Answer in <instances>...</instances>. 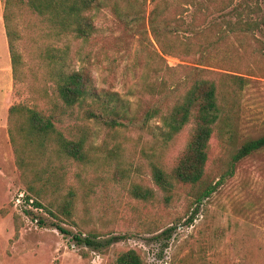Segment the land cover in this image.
Returning <instances> with one entry per match:
<instances>
[{"label": "rangeland", "instance_id": "1", "mask_svg": "<svg viewBox=\"0 0 264 264\" xmlns=\"http://www.w3.org/2000/svg\"><path fill=\"white\" fill-rule=\"evenodd\" d=\"M232 3L243 12L245 5L248 9L258 7L249 13L251 19L264 15V0ZM149 7L146 1L144 16ZM14 11L13 20L21 34L17 48L24 63L23 81L16 83L18 94L12 88L0 0V264H114L116 256L128 249L139 255L141 264H264V148L235 162L231 175L199 203L192 202L188 187L180 184L175 186L172 198L164 200L163 192L151 179L149 163L156 160L169 170L183 147L188 126L157 150L153 139L159 137L130 126L109 129L92 119H81V112L72 109L61 114L62 122L55 125L67 138H84L88 163L58 158L47 172L34 177L44 167L43 156L38 161L32 148L36 145L17 139L14 123L12 131L20 143L13 153L7 133V108L19 102L43 115L59 113L54 83L47 78L44 59L37 54L47 44L60 47L62 41L34 26L26 27L28 23L37 25L33 14L17 8ZM90 15L95 32L85 43H69L70 65L76 69L87 64L78 60L81 48L91 57L98 53L96 61L90 58L93 84L123 95L127 83L120 73L130 59L110 62V58L116 55L114 47L119 54L125 49L132 54L137 38L123 33L108 8L93 10ZM220 47L231 62L209 68L242 76L245 81L236 95L232 139L223 141L215 131L209 139V176L241 142L264 135V30L240 41L229 38ZM164 60L175 68L172 74L176 79L186 71L179 66L193 65L189 58L178 56L164 55ZM113 65L116 71L112 78L109 67ZM149 124L156 131L153 126L159 123L152 118ZM48 172L59 179L57 189L46 183ZM134 186L149 189L152 195L136 197L132 194ZM69 188L75 194L68 217L52 207L49 209L59 218L44 208L33 210L32 217L26 216L13 203L14 194L23 191L42 205L58 208ZM56 226L67 232H60ZM73 234H92L93 243L76 244Z\"/></svg>", "mask_w": 264, "mask_h": 264}, {"label": "trees", "instance_id": "2", "mask_svg": "<svg viewBox=\"0 0 264 264\" xmlns=\"http://www.w3.org/2000/svg\"><path fill=\"white\" fill-rule=\"evenodd\" d=\"M150 7L144 16L143 5ZM233 0H3V27L10 62L12 88L18 94L16 83L23 81V60L17 44L21 39L17 22L13 20L14 9L26 10L37 18L34 26L39 32L55 36L62 41L60 47L46 45L37 56L44 59L47 78L54 83V95L59 101V113L46 115L22 103H12L7 108V133L13 153L19 147L16 136L22 143L32 145L38 161L42 159L39 177L58 158L87 164L84 152V138L77 140L65 137L56 127L62 122L61 114L72 109L81 112V119H92L109 129L133 127L143 130L154 138L156 149L163 148L184 127L188 133L177 159L169 170L162 168L151 159L150 176L153 183L163 192L164 200L174 195L176 185L187 186L192 202L207 197L226 176L231 175L234 163L247 155L264 148V135L247 139L228 153L209 176L206 169L209 139L217 132L223 141H230L234 133L237 91L245 79L242 76L220 72L209 67L227 66L231 59L221 50V43L235 39L239 41L248 34L264 30V15L251 19L246 11H237ZM108 8L123 33L135 35L137 47L132 54H119L114 47L112 61L130 59L124 64L120 75L127 83L126 93L97 88L89 73L90 58L97 60L98 53L89 56L88 51H77L79 65H70L69 43L87 42L95 32L90 12ZM230 8L228 11H226ZM220 47V48H219ZM111 54V53H110ZM164 55L189 58L193 65L179 66L185 69L184 76L176 79L175 70L165 63ZM226 56V57H225ZM92 60V61H93ZM229 62V63H228ZM232 68V67H230ZM223 69V68H222ZM113 78L115 66H110ZM225 70V69H223ZM171 76L172 79H169ZM61 109V110H60ZM156 118L158 123L152 131L149 121ZM14 120V122H13ZM15 124L16 136L12 131ZM15 150V152H14ZM147 156V155H146ZM152 156V155H151ZM39 166V165H38ZM31 173V172H30ZM46 173V183L58 188L59 179ZM37 175V176H36ZM33 177V176H32ZM216 178L213 182L212 179ZM36 179V178H35ZM27 188L32 190L31 186ZM35 193V192H34ZM74 191L68 189L58 208L42 205L37 198L26 193L25 200L32 198V207L44 208L51 216L59 218L53 211L68 217L73 209ZM132 194L145 198L151 196L149 189L134 186ZM21 213L32 217L33 210L22 208ZM37 218V223L41 220ZM60 232L63 228L56 226ZM94 235L81 237L73 234L75 243L92 244ZM114 264H141L139 255L132 249L119 253Z\"/></svg>", "mask_w": 264, "mask_h": 264}, {"label": "built area", "instance_id": "3", "mask_svg": "<svg viewBox=\"0 0 264 264\" xmlns=\"http://www.w3.org/2000/svg\"><path fill=\"white\" fill-rule=\"evenodd\" d=\"M25 195L23 191H18L14 194L13 203L14 205L21 211L22 208H30L32 210H36L37 208L32 207V198H28L25 200ZM39 209V208H38Z\"/></svg>", "mask_w": 264, "mask_h": 264}, {"label": "crops", "instance_id": "4", "mask_svg": "<svg viewBox=\"0 0 264 264\" xmlns=\"http://www.w3.org/2000/svg\"><path fill=\"white\" fill-rule=\"evenodd\" d=\"M2 38H4V36H2Z\"/></svg>", "mask_w": 264, "mask_h": 264}]
</instances>
